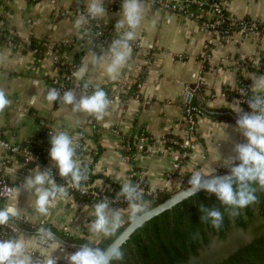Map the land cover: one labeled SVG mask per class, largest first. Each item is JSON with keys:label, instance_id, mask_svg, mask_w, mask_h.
<instances>
[{"label": "crops", "instance_id": "obj_1", "mask_svg": "<svg viewBox=\"0 0 264 264\" xmlns=\"http://www.w3.org/2000/svg\"><path fill=\"white\" fill-rule=\"evenodd\" d=\"M88 2L5 0L0 7L7 26L25 44L31 38H44L45 51L49 52L56 42L71 43L70 49L64 52V59L71 61L79 55L76 72L87 67L82 79L74 77L76 82L107 86L118 94L117 98L110 99L102 121L86 113H74L71 106L60 102L49 103L45 97L47 90L54 88L50 77L56 72L50 56L44 52L41 57L27 48L17 51L0 45V90L10 101L0 112V160L6 153L4 143L28 140L45 128V131L52 130L54 135L65 131L71 137L79 131L86 145L96 147V154L88 163L94 186L109 187V182L123 186L129 181L130 162L122 154L124 142L129 137L136 142L135 167L142 171L146 185L157 192H173L189 184L196 171L212 175L235 162L232 161L235 145L246 143L236 127V111L242 107L234 92L226 97L221 93L244 81L249 84L252 96H264V90L255 87L256 81L264 77V71L258 70L259 63L264 60V36L236 34L215 40L206 48L209 33L198 21L141 0L143 18L135 30L136 38L129 42L132 44L130 58L118 78L111 80L105 72L110 63V47L96 46L86 36L82 38L92 17H88V22L80 29L75 27L80 15L87 16ZM110 2L103 0L105 14L93 19L105 25L110 35L120 38L127 30L116 27L117 21L123 19L122 0L114 6ZM225 7L237 19L264 20V0H226ZM93 55L101 57V61L91 63ZM74 91L79 98L82 93ZM190 103L200 112L193 137L186 134L185 106ZM169 135L180 138L181 147L189 149L176 170H172V163L178 152L165 146ZM44 140L43 135L38 142ZM50 147H46L43 164L22 171L20 175V165L13 158L10 164H0V174L8 181L21 180L20 190L4 198L3 208L15 207L16 219L50 225L95 243L104 237L89 231L96 203L58 198L49 214L44 216L35 209V193L22 188L25 177L35 175L38 169L51 171L54 168L49 157ZM117 209L121 211V225L131 215L130 208ZM46 237L47 245L44 246L36 242L33 233L23 232L15 239L24 242L33 261L51 254L57 264H68L66 257L79 250Z\"/></svg>", "mask_w": 264, "mask_h": 264}, {"label": "clouds", "instance_id": "obj_2", "mask_svg": "<svg viewBox=\"0 0 264 264\" xmlns=\"http://www.w3.org/2000/svg\"><path fill=\"white\" fill-rule=\"evenodd\" d=\"M121 11L123 19L117 21L118 29L127 28L121 37L110 45V63L106 65V75L111 80H116L121 69L127 64L131 55L130 41L136 38V29L143 18V6L141 0H122ZM105 14L103 0H89L87 16L80 15L75 21V27L80 29L88 22V17L96 18ZM155 22H153L154 24ZM101 57L93 55L91 63L101 61ZM87 67H81L73 75L82 79ZM255 87L264 90V77H260ZM49 103L60 102L71 106L74 113H86L102 121L107 114L111 101L101 88H97L91 95L81 94L79 98L74 90L64 91L63 95L56 88H50L46 93ZM35 103V97L32 98ZM250 112L236 111V127L246 143H238L234 147L235 156L232 161L238 164L230 167L229 174L215 176L202 174L199 171L192 173L188 183L190 188L186 193L188 198L197 192L204 190L214 194L226 210H230L231 216L239 215L240 210L249 207L257 201V190L264 191V96H256L247 101ZM10 104L5 92L0 90V112ZM49 157L58 170L61 178L67 179L73 189H80L81 182L88 179L87 171L81 167L76 155L77 144L65 131H58L50 137ZM25 191H33L36 195L35 209L44 216L49 214L50 207L55 206L58 198H66L67 189L63 185H57L52 178L50 170L36 172L35 175L25 177L22 184ZM20 188H18V191ZM130 208V214L135 218L141 211L140 202L143 200L142 191L131 181L123 184L120 192ZM201 221L209 223L213 228L219 229L223 222V212L220 209H207L201 207ZM89 231L93 234L107 237L112 235L120 226L122 216L119 209L110 208L107 200L97 202L93 206ZM18 216L15 207L0 209V226L8 225L10 220ZM49 238L55 239L48 231ZM124 253L122 246H112L107 249L82 245L80 249L66 258L68 264H112L113 261H121ZM0 264H57V259L51 254L42 260L33 261L32 255L25 250V244L20 239L0 240Z\"/></svg>", "mask_w": 264, "mask_h": 264}, {"label": "trees", "instance_id": "obj_3", "mask_svg": "<svg viewBox=\"0 0 264 264\" xmlns=\"http://www.w3.org/2000/svg\"><path fill=\"white\" fill-rule=\"evenodd\" d=\"M4 2L5 0H0L1 8L4 6ZM223 12L229 13L225 6L223 7ZM243 19L250 20V18L247 17ZM225 25H227V22H225ZM262 26L263 25H261V27ZM85 28H87V31H83L82 38L90 36L96 29L106 30L105 25L98 23L93 18L89 20V23ZM9 38H11L14 44H20L22 49H35L36 51L34 53L41 57L44 55L43 53L45 50H47L45 45L46 39L44 38H31L27 44L22 42L21 39L13 34V31L6 24L4 15L0 13V45H3ZM213 38L215 40H222V38L216 36H213ZM93 44L97 46L99 42H94ZM70 47L71 43L60 41L56 42L49 51L55 53L61 60H65L64 52L69 50ZM243 62L245 65L247 64L246 59H244ZM71 63L72 64L68 68L71 66L78 68L80 63L79 55L74 56ZM263 66L264 60L259 63L258 70H262ZM74 86L75 83H71L68 85V89H73ZM54 88L58 89L61 93L66 91V89L61 90L56 86H54ZM97 88L103 89L107 95L110 94L112 90L107 86ZM97 88H91L92 93ZM189 106L195 108L192 103H190ZM243 108L244 107H242L243 111L248 112V110ZM193 112L195 113L196 111L194 110ZM198 113L200 115V112H197V114ZM44 132L45 128H42L36 136L19 143H13L20 149L29 150L35 157L34 160L24 162L22 154L6 151V153L10 154L14 161L20 165L22 171L26 172L28 169L39 166L45 162V156L47 153L46 147L51 145L50 141L47 140L38 142V140L43 137ZM168 138L176 140L177 143L167 140L165 142L166 147L176 150L178 153H183L189 150L187 147L183 148L179 145L181 141L180 138L171 135L166 137V139ZM128 144L130 145L129 150H123L122 154H128L132 168L137 169L134 165L136 142L129 137ZM76 154L82 156L83 151L77 149ZM23 162L24 165L21 166ZM238 163L239 161H235L227 167L220 169L219 172L230 170L231 166ZM7 164H10V160ZM82 165L87 171L88 179L81 183L84 182V184L91 185V164L84 162ZM51 170H53V168ZM53 179L56 183H61V178L53 177ZM131 182L133 183L132 180ZM109 184L110 188H106L108 194L112 195L115 192H120L121 186L113 182H109ZM186 185L188 184H185L184 186ZM110 191L113 192L111 193ZM71 194V199L73 200L90 203L100 202L88 196L78 195L75 192H71ZM256 195L257 201L249 207L240 210L239 215L237 216H231L229 214L230 210H226L214 194L207 193L204 190H201L188 198H184L169 209L151 217L137 227L120 245L122 246V251L124 253L123 259L121 261H113L112 264H264V191L257 190ZM167 197L168 194L163 191H156L155 196L143 194V200L140 202L141 211L139 213L153 207L159 202H162ZM3 201L4 199H0V209L3 208ZM110 207L112 209H117L129 207V205L128 203H123L110 205ZM201 207L207 209H220L223 212V222L219 229H215L209 223L201 221V216L203 215L200 210ZM131 219H133V217L130 215L112 235L101 237L95 243L90 242L84 237L69 235L68 233L50 225L41 226L30 224L16 218L10 221H14L17 224V227L8 224L3 225L4 229L2 230L0 226V235H3L6 238L15 239L20 233H34L44 230L45 228L69 242L83 245L88 244L92 247L104 249ZM238 232H247L251 236L246 241H239L236 247L223 255L219 254L218 251L214 249L216 244L225 243L230 237H234L232 235L239 237Z\"/></svg>", "mask_w": 264, "mask_h": 264}, {"label": "built area", "instance_id": "obj_4", "mask_svg": "<svg viewBox=\"0 0 264 264\" xmlns=\"http://www.w3.org/2000/svg\"><path fill=\"white\" fill-rule=\"evenodd\" d=\"M121 0H111L112 6L117 5ZM151 5L163 9H168L171 11L179 12L189 18H192L196 21H198L201 25L204 26V28L209 33V38L206 43V48H209L211 44L214 43L215 39L213 36L220 37L222 39L229 38L233 35L240 34V35H261L264 36V20H256V19H250V20H244V19H237L230 13H224L223 7L225 6L226 0H147ZM225 22H227V25H225ZM89 23V22H88ZM87 23V24H88ZM261 25H263L261 27ZM261 27V28H259ZM87 30V28H86ZM86 39L91 42L92 44L94 42H99L101 46H109L111 43L117 39H119L116 36L110 35L106 30L104 29H96L90 36H86ZM3 45H7L8 47L12 48L13 50H21L22 46L20 44H14V42L11 40V38L7 39ZM131 47L132 44L130 43ZM207 50V49H206ZM36 50H32V52H35ZM52 63L54 64L55 73L50 77V83L59 89H66L68 90V85L71 83H75V86L73 87L74 90L79 91L82 94H92V89L94 86L90 85L89 83L85 81H75V76L73 73L76 72L77 68H74V66H71L68 68L72 63L71 61L61 60L59 56H57L53 52H47ZM56 64V65H55ZM264 71V66L263 69ZM97 88V87H96ZM230 92H234L241 107H244L243 109L248 110V112L251 111V109L248 106L247 101L250 99L255 98L250 94V88L249 84L246 82H240L236 87H234L232 90L225 89L221 95L223 97H226ZM118 94L113 92L111 90V93L107 95V98L110 100L112 98H117ZM196 111L195 113L193 111ZM199 112L197 109H195L192 106H185V117H186V123H187V132L186 134L190 137L195 136L194 130H195V123L196 118L199 116ZM54 135L53 131L48 129L44 132L45 139L47 141H50V137ZM189 137V138H190ZM73 141L75 144L78 145L77 149H80L83 151V155L76 154L74 159L78 160L81 164V167L83 168L82 163H89L90 158L96 154V147L94 145L88 146L84 143V136L81 132L76 131L72 135ZM172 141L173 143H177L176 140L168 138L166 141ZM6 147V151L16 152L22 154L24 158V162H28L31 160H34L35 157L32 155V153L27 149H20L15 144H8L4 143ZM180 145V144H179ZM181 146V145H180ZM130 148V145L128 144V141L124 142L123 149L124 151H128ZM76 149V150H77ZM186 155V152L183 153H177L176 157L174 158V162L172 163V170L178 169L180 165L181 159ZM11 155L8 153H5L2 159L0 160V164L2 166L7 165V162L11 159ZM129 155L125 154L124 159L129 162ZM24 162L21 164V166L24 165ZM52 177H58L61 178L58 175V170L54 166L53 170H51ZM18 174H22V170H19ZM128 178L129 181H133V184H135L144 195H151L155 196L156 191L151 189L149 186L146 185L144 175L142 171L138 169H133L132 165L129 164L128 169ZM58 185H63L67 191L68 195L67 197L72 198L71 192H75L78 195H84L91 197L92 199H96L97 201H105L107 200L109 202V205H117V204H123L127 203V201L118 195L119 192H115L112 195L108 194L107 189L109 187H100V186H94V185H87L81 183L80 189H73L70 186V183L67 179L61 178V183H57ZM21 186V180L16 181H8L5 177H3L0 174V199L7 198L14 194V192L20 188ZM122 187V186H121ZM111 192V191H110ZM113 192V191H112ZM111 192V193H112ZM1 229L3 230V225L1 226ZM13 229V228H12ZM14 231V229H13ZM10 238H6L3 235H0V240H7Z\"/></svg>", "mask_w": 264, "mask_h": 264}, {"label": "water", "instance_id": "obj_5", "mask_svg": "<svg viewBox=\"0 0 264 264\" xmlns=\"http://www.w3.org/2000/svg\"><path fill=\"white\" fill-rule=\"evenodd\" d=\"M229 174V170L224 171V172H217L215 174V176H224ZM190 188V185H186L178 190H175L173 192H167L168 197L166 199H164L162 202L157 203L156 205H154L153 207L139 213L135 218L131 219L120 231L119 233L113 238V240L104 248L107 249L109 247L112 246H120L129 236L130 234L140 225H142L146 220L150 219L151 217L159 214L160 212L169 209L170 207H172L174 204L180 202L181 200H183L186 196H187V189ZM159 197V196H158ZM9 224L16 226L17 224L14 221H10ZM48 233V231H45ZM44 231H39V232H34L33 234L36 235V242L41 245H47V237L48 235H44L45 234ZM54 235L55 240L59 241L60 243L73 247V248H77L80 249V247L83 244H79V243H73V242H69L67 240H65L64 238L60 237L59 235L51 232ZM238 236L236 235H232L234 237H230V239H228V241H226L225 243H218L216 244V246H214V249L218 251L219 254L223 255L225 253H227L229 250L233 249L234 247H236V245L242 241H246L250 238L251 235H249L247 232H238Z\"/></svg>", "mask_w": 264, "mask_h": 264}, {"label": "rangeland", "instance_id": "obj_6", "mask_svg": "<svg viewBox=\"0 0 264 264\" xmlns=\"http://www.w3.org/2000/svg\"><path fill=\"white\" fill-rule=\"evenodd\" d=\"M93 243V242H92Z\"/></svg>", "mask_w": 264, "mask_h": 264}]
</instances>
